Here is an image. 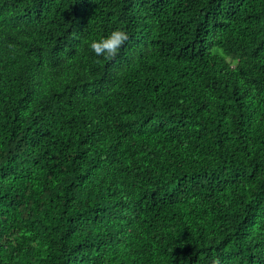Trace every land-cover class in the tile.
Wrapping results in <instances>:
<instances>
[{"label":"trees","instance_id":"16d2710c","mask_svg":"<svg viewBox=\"0 0 264 264\" xmlns=\"http://www.w3.org/2000/svg\"><path fill=\"white\" fill-rule=\"evenodd\" d=\"M217 257L264 264V0H0V264Z\"/></svg>","mask_w":264,"mask_h":264},{"label":"clouds","instance_id":"9594fccd","mask_svg":"<svg viewBox=\"0 0 264 264\" xmlns=\"http://www.w3.org/2000/svg\"><path fill=\"white\" fill-rule=\"evenodd\" d=\"M128 33L124 30H114L106 37H101L91 43V51L97 57H115L122 46L128 41ZM212 264H222L217 257L212 261Z\"/></svg>","mask_w":264,"mask_h":264},{"label":"rangeland","instance_id":"374dc122","mask_svg":"<svg viewBox=\"0 0 264 264\" xmlns=\"http://www.w3.org/2000/svg\"><path fill=\"white\" fill-rule=\"evenodd\" d=\"M230 63H234L231 59H228Z\"/></svg>","mask_w":264,"mask_h":264}]
</instances>
